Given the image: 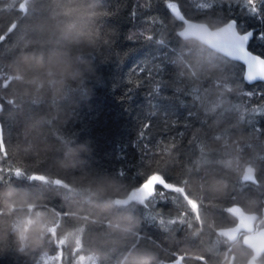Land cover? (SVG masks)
Segmentation results:
<instances>
[{"label": "trees", "instance_id": "1", "mask_svg": "<svg viewBox=\"0 0 264 264\" xmlns=\"http://www.w3.org/2000/svg\"><path fill=\"white\" fill-rule=\"evenodd\" d=\"M243 2L169 0L212 27L264 28ZM67 25L90 41L62 38ZM39 26L68 62L36 91L14 65ZM182 26L164 0H0V264H264L225 234L243 216L264 228V82ZM153 174L175 188L132 197Z\"/></svg>", "mask_w": 264, "mask_h": 264}, {"label": "clouds", "instance_id": "2", "mask_svg": "<svg viewBox=\"0 0 264 264\" xmlns=\"http://www.w3.org/2000/svg\"><path fill=\"white\" fill-rule=\"evenodd\" d=\"M81 10L82 6L73 2L65 6L62 14L75 15ZM38 31L37 39L28 41L25 45L26 47L34 45L32 51L22 52L14 65L18 79L22 83L35 84L36 91L44 89L46 85L52 87L56 84L55 77L62 74L58 69L61 65H67L68 62L66 51L57 48L45 50L53 42L44 26H39ZM59 35L71 42L80 43L81 41L89 42L91 34L84 29L75 28L74 25H67L59 29ZM76 151V149H70V155L75 154ZM152 258L151 256L137 257L131 261V264H150Z\"/></svg>", "mask_w": 264, "mask_h": 264}, {"label": "water", "instance_id": "3", "mask_svg": "<svg viewBox=\"0 0 264 264\" xmlns=\"http://www.w3.org/2000/svg\"><path fill=\"white\" fill-rule=\"evenodd\" d=\"M172 13L173 15L183 23L182 28L179 30L181 37L186 39H196L202 44L206 45L210 49L224 55L225 57L236 61L233 58L232 45L234 43H239L238 32L234 28H229L230 19L226 23L218 26L212 27L204 21L195 20L188 18L180 10L177 4H172ZM236 20V19H235ZM5 38V35L0 36V43ZM249 50L252 51L249 47ZM253 53H257L252 51ZM245 73V70H244ZM246 81V80H245ZM247 82V81H246ZM257 82L264 81H253L249 84H254ZM1 112V105H0ZM0 142H3V127L0 120ZM243 179L245 181L256 182V172L255 168L251 165L245 167L243 172ZM244 231V225L237 223L234 226L228 227L225 229V234L232 240H237ZM245 243L249 245L256 254H261L264 252V228L251 231L244 236ZM161 264H183V256L179 255L176 259L172 261H163L160 260ZM248 264H255L254 257L252 256Z\"/></svg>", "mask_w": 264, "mask_h": 264}, {"label": "snow or ice", "instance_id": "4", "mask_svg": "<svg viewBox=\"0 0 264 264\" xmlns=\"http://www.w3.org/2000/svg\"><path fill=\"white\" fill-rule=\"evenodd\" d=\"M165 6L172 11V4L169 3V0H164ZM259 5V6H258ZM209 7L211 5H208ZM241 8L244 10V14L250 18H255L259 21L260 24H264V0H244L241 4ZM136 14V10H133V15ZM229 28H234L238 32L239 43H234L232 47L233 58L240 62L241 68L245 70L243 79L251 83L253 81H264V54L253 53L249 50L250 44L254 41L260 42L264 45V28L257 29L256 27H248L247 31H242L245 27L244 24H240L238 28V22L235 19L230 21L228 25ZM150 39L151 37H146ZM251 95V93H247ZM255 112L260 115H264V107L255 108ZM145 133H141L144 135ZM159 185V191L156 196L153 198V203L157 199H165L166 192L165 189L168 187L169 182L163 178V176L153 174L152 176H147L141 185L143 188L145 185H152L155 187Z\"/></svg>", "mask_w": 264, "mask_h": 264}, {"label": "rangeland", "instance_id": "5", "mask_svg": "<svg viewBox=\"0 0 264 264\" xmlns=\"http://www.w3.org/2000/svg\"><path fill=\"white\" fill-rule=\"evenodd\" d=\"M168 187L175 188L174 186H171L169 184H168ZM152 189H153L152 185H145L143 188H139V189L135 190L133 192L132 197L138 198L140 200H144L145 197L148 196L151 193ZM263 218H264V216H263ZM242 219L245 220V219H249V218L247 216H243ZM253 220H254L255 224H254V222H251V224L253 226L251 227V224H250V226H248V229H250V232L254 231V230H257V229H263L262 227H260L261 226L260 221L259 222L255 221V219L252 218L251 221H253ZM247 233H249V232L245 231V232L242 233V235L246 236ZM80 262H81V264L82 263L83 264H89V262L87 260H82L81 259ZM90 264H93V263H90Z\"/></svg>", "mask_w": 264, "mask_h": 264}, {"label": "flooded vegetation", "instance_id": "6", "mask_svg": "<svg viewBox=\"0 0 264 264\" xmlns=\"http://www.w3.org/2000/svg\"><path fill=\"white\" fill-rule=\"evenodd\" d=\"M241 223L244 225V231L250 232V229H248V226L251 224V219H242ZM249 230V231H248Z\"/></svg>", "mask_w": 264, "mask_h": 264}]
</instances>
